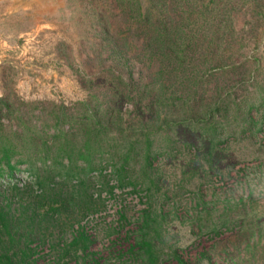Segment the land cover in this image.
Masks as SVG:
<instances>
[{"label": "trees", "instance_id": "16d2710c", "mask_svg": "<svg viewBox=\"0 0 264 264\" xmlns=\"http://www.w3.org/2000/svg\"><path fill=\"white\" fill-rule=\"evenodd\" d=\"M227 1L75 0L76 14L89 19L98 38L92 42L94 51H103L109 64L97 73L76 66L86 95L70 106L27 107L0 97V176L27 173L39 191L38 200L33 196L32 204H18L13 211L0 201V264H35L30 248L34 230L66 231L95 212L91 173L102 175L110 166L109 176L116 181L108 187L110 195L114 188L130 187L151 201L157 182L154 163L171 153L174 144L188 147L197 141L204 146L219 136L223 118L229 124L228 114L236 120L244 105L247 115L264 107L245 100L237 104L232 97L237 83L254 88L260 74L248 71L247 57H226L234 41L225 17ZM139 57L149 64L147 76L135 71ZM219 76L229 82L212 91L209 85ZM188 130L194 134L191 141ZM163 219L151 206L134 222L120 214L121 228L135 227L126 230L129 242L119 256L129 264H191L186 253L163 254L158 248ZM226 223L232 221L224 218L206 234L220 236ZM198 233L203 234L201 227ZM38 236L41 244L48 240L44 233ZM92 244L83 227L73 230L69 242L51 246L55 264H104L90 251ZM204 257L199 253L194 261L200 264Z\"/></svg>", "mask_w": 264, "mask_h": 264}, {"label": "rangeland", "instance_id": "374dc122", "mask_svg": "<svg viewBox=\"0 0 264 264\" xmlns=\"http://www.w3.org/2000/svg\"><path fill=\"white\" fill-rule=\"evenodd\" d=\"M75 6V0H0V97L8 96L27 107L37 103L70 106L85 97L75 75L76 66L97 73L109 62L103 51H94L92 42L98 38L89 19L76 14ZM226 9L234 40L229 42L226 57H247L248 71L260 74L254 88L237 83L232 97L237 104L245 100L258 107L264 104V0H230ZM134 45L139 51V43ZM144 61L139 57L135 71L147 76L149 64ZM228 82L219 76L209 87L213 91ZM245 107L236 113V120L233 113L226 116L229 124L223 118L215 140L204 146L197 141L188 147L174 144L171 153L158 158L151 201L144 193H132L130 187L114 188L110 195L108 187L116 184L109 176L110 166L102 175L91 173L96 211L66 231L41 226L39 232L48 238L45 244L38 241L39 232L34 230L32 260L35 264H55L57 254L51 246L69 242L73 230L83 227L93 241L90 251L102 259L101 263L129 264L119 254L129 242L126 230L135 226L121 228L120 214L134 222L151 206L164 218L157 242L163 254L173 250L186 253L191 264H197L194 259L199 253H205L200 264H264V107L252 109L250 115ZM191 131L187 133L189 141L193 140ZM132 173L136 177L137 170ZM13 185L19 187L18 192ZM38 192L27 173L0 176V201L11 211L18 204H32L33 196L32 200H38ZM224 218L236 226L226 223L220 236H208L209 226ZM200 227L203 234L198 233Z\"/></svg>", "mask_w": 264, "mask_h": 264}]
</instances>
